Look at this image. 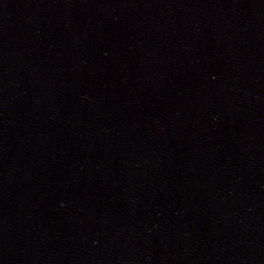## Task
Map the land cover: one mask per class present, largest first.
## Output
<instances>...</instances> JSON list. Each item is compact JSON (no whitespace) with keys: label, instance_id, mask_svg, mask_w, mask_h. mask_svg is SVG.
<instances>
[{"label":"water","instance_id":"1","mask_svg":"<svg viewBox=\"0 0 264 264\" xmlns=\"http://www.w3.org/2000/svg\"><path fill=\"white\" fill-rule=\"evenodd\" d=\"M0 264H264V0H0Z\"/></svg>","mask_w":264,"mask_h":264}]
</instances>
